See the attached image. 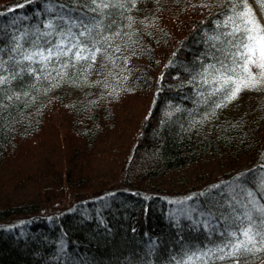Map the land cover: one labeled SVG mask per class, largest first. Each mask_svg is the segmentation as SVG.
<instances>
[{"label": "trees", "instance_id": "16d2710c", "mask_svg": "<svg viewBox=\"0 0 264 264\" xmlns=\"http://www.w3.org/2000/svg\"><path fill=\"white\" fill-rule=\"evenodd\" d=\"M91 7L0 0V264H264V70L232 99L210 75L239 0ZM81 19L95 61L24 60Z\"/></svg>", "mask_w": 264, "mask_h": 264}, {"label": "snow or ice", "instance_id": "6c2138e0", "mask_svg": "<svg viewBox=\"0 0 264 264\" xmlns=\"http://www.w3.org/2000/svg\"><path fill=\"white\" fill-rule=\"evenodd\" d=\"M239 3L241 10L237 12L234 8L233 12L235 15L229 16L225 25H235L230 32L225 34L231 37V40L228 41L230 48L235 49V51H230L225 58L226 60L230 58L231 63L226 64L225 61H220V67L210 74L214 77L213 82L220 85V89L224 90L228 99L234 98L236 93L240 91L241 83L244 79L247 80L245 87L255 86L252 83L254 76L250 66L264 70V25H261L255 17L251 7H244L247 4V0H239ZM90 4L95 5V7L89 9L90 11L98 12L102 15L103 9L111 6V0H90ZM260 6L264 9V0H260ZM101 24L102 20L89 26L81 19L80 24H73L74 27L83 26V31L79 32V34L73 33L71 27H69L67 32L62 30L57 33L61 37L59 43L53 44L52 41H46L49 46L44 48L33 42L36 50L24 54L23 58L29 62H37L38 59V62L44 64L45 67L53 58L58 62L61 61L62 57H68V62L95 61L96 54L101 52V47H98L97 44L107 43L109 39V37L102 35ZM46 27L54 30L55 26L50 22ZM93 29L97 30L95 36L93 35ZM43 35L50 36L52 32L44 33ZM80 37H84V39L81 40ZM90 44L91 47L89 46ZM84 53H87V55ZM64 66H67V62L64 63ZM245 74H247L246 77ZM261 75L264 76V72ZM4 82V79L0 78V83ZM261 211H264V208ZM248 219L251 220V216ZM250 232L251 229L249 228L242 234L251 240ZM262 240H264V237H262ZM241 246L245 250L251 251L243 241L233 245L236 251H239Z\"/></svg>", "mask_w": 264, "mask_h": 264}, {"label": "rangeland", "instance_id": "374dc122", "mask_svg": "<svg viewBox=\"0 0 264 264\" xmlns=\"http://www.w3.org/2000/svg\"><path fill=\"white\" fill-rule=\"evenodd\" d=\"M131 103H133V104H131L132 106H131V109H130V110H131V111L136 110L134 114H135L136 116L139 115V114L141 113L140 111H138V109H140V104H138L139 101H138V102H136V101H135V102H132V101H131ZM131 111H126V112H125L128 118H131V117H130V114L132 115Z\"/></svg>", "mask_w": 264, "mask_h": 264}]
</instances>
